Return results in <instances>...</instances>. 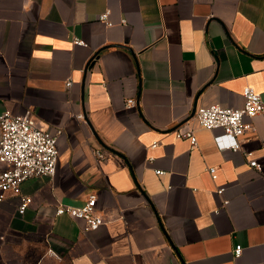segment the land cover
Masks as SVG:
<instances>
[{
  "label": "crops",
  "instance_id": "0c3cea01",
  "mask_svg": "<svg viewBox=\"0 0 264 264\" xmlns=\"http://www.w3.org/2000/svg\"><path fill=\"white\" fill-rule=\"evenodd\" d=\"M247 85L264 95V0H0V113L63 130L56 174L22 185L27 210L0 202V239L42 233L70 264H264V116L238 150L183 125L242 106ZM90 193L99 228L55 215Z\"/></svg>",
  "mask_w": 264,
  "mask_h": 264
},
{
  "label": "built area",
  "instance_id": "2783aa9c",
  "mask_svg": "<svg viewBox=\"0 0 264 264\" xmlns=\"http://www.w3.org/2000/svg\"><path fill=\"white\" fill-rule=\"evenodd\" d=\"M99 19L107 22L108 25L113 24L110 20V10L102 12ZM122 22L124 23L125 20ZM75 42L84 44L81 39H76ZM71 84L72 81L69 80L67 85ZM243 97L244 104L240 107L222 106L217 103L199 106L191 117L199 126L221 130L215 139L222 150L240 149V136L247 130L255 131L253 124L246 121V118L259 114L264 116V95L256 91L253 86L247 85L243 90ZM134 105L136 100L129 98L127 106ZM77 117L83 119L84 115L78 114ZM191 118L185 123H188ZM62 133V128L51 130L40 126L29 111L15 113L6 109L0 113V202L7 199L9 195L17 196L18 212L22 214L27 210L32 197L23 193L22 185L32 177H52L56 174L60 157L57 142ZM178 136L188 137L193 145L197 144V137L191 126L179 128ZM94 154L98 160L106 156V152L99 147L94 149ZM250 154L251 152H248V155ZM250 165L263 173L262 165L258 160L251 159ZM156 172L163 173L161 170ZM209 172L213 178L216 177V168H210ZM217 193L222 195L223 188H219ZM226 203L228 200L224 201V204ZM54 213L83 220L85 230H95L106 222L104 216L98 211L95 193H90L81 205L60 203L56 206ZM241 252L242 245H236L235 256H239Z\"/></svg>",
  "mask_w": 264,
  "mask_h": 264
},
{
  "label": "rangeland",
  "instance_id": "374dc122",
  "mask_svg": "<svg viewBox=\"0 0 264 264\" xmlns=\"http://www.w3.org/2000/svg\"><path fill=\"white\" fill-rule=\"evenodd\" d=\"M42 233L14 234L0 239V264H70Z\"/></svg>",
  "mask_w": 264,
  "mask_h": 264
},
{
  "label": "water",
  "instance_id": "95a60500",
  "mask_svg": "<svg viewBox=\"0 0 264 264\" xmlns=\"http://www.w3.org/2000/svg\"><path fill=\"white\" fill-rule=\"evenodd\" d=\"M95 59V57H93L92 58V61ZM93 63V62H92ZM91 63V64H92ZM194 112H195V110L191 113V115L188 117V118H186V120L183 122V123H185L188 119H190L192 116H193V114H194Z\"/></svg>",
  "mask_w": 264,
  "mask_h": 264
}]
</instances>
